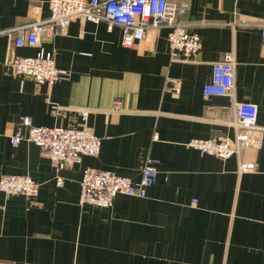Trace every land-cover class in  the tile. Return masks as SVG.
Here are the masks:
<instances>
[{"label": "crops", "instance_id": "crops-1", "mask_svg": "<svg viewBox=\"0 0 264 264\" xmlns=\"http://www.w3.org/2000/svg\"><path fill=\"white\" fill-rule=\"evenodd\" d=\"M183 1L181 20L201 41L191 61L171 60L165 26L125 47L120 26L75 19L59 34L47 25L40 37L66 77L37 83L5 64L39 47L15 46L0 33V176L39 184L33 197L0 191V264H264V0ZM47 2L0 0V30L47 18ZM227 52L235 56V98L257 105L262 131L224 158L191 141L234 139L232 101L202 92ZM169 78L178 91L167 89ZM51 103L62 106L58 114ZM84 108L101 145L72 167L57 170L33 142H11L24 116L35 126L78 127ZM148 159L157 175L145 197L79 203L84 168L138 184Z\"/></svg>", "mask_w": 264, "mask_h": 264}, {"label": "built area", "instance_id": "built-area-1", "mask_svg": "<svg viewBox=\"0 0 264 264\" xmlns=\"http://www.w3.org/2000/svg\"><path fill=\"white\" fill-rule=\"evenodd\" d=\"M49 16L13 28L0 30V33L13 35L15 46H38L33 56H10L5 64L6 71L19 78L31 77L37 83L53 84L66 77V72L55 66L54 53L40 46V37L47 25L53 26V33L65 31L69 22L87 19L92 22L106 21L120 26L121 44L132 46L143 39L149 29L162 26L168 28L167 40L172 61H191L201 48L197 34L189 32L181 16L188 4L183 0H48ZM264 37V24H262ZM235 56L224 53L220 60L212 63L211 77L203 85L205 97L218 95L228 97L234 108V139L220 140L194 139L191 144L201 153L227 157L250 143L252 132L262 131L257 125V105L248 101H238L234 95ZM173 85L168 90H179V80L169 78ZM119 101L114 102L118 108ZM62 106L51 103L50 112L58 114ZM81 124L78 127L35 126L28 116L21 118L11 142H33L47 156L57 170L72 167L81 162L85 155L99 152L101 138L87 125L88 109L80 110ZM157 171L155 160L148 159L141 171L138 184L129 178L112 171L86 167L80 180L79 203L107 207L117 194L145 197L146 188L155 182ZM62 177L57 176L56 184L61 186ZM39 184L28 175L4 174L0 176V191L6 196L25 195L33 197L38 193Z\"/></svg>", "mask_w": 264, "mask_h": 264}, {"label": "trees", "instance_id": "trees-1", "mask_svg": "<svg viewBox=\"0 0 264 264\" xmlns=\"http://www.w3.org/2000/svg\"><path fill=\"white\" fill-rule=\"evenodd\" d=\"M2 192V191H1Z\"/></svg>", "mask_w": 264, "mask_h": 264}]
</instances>
